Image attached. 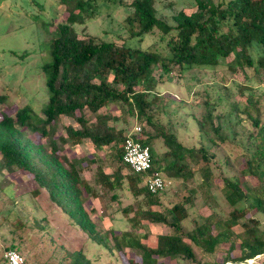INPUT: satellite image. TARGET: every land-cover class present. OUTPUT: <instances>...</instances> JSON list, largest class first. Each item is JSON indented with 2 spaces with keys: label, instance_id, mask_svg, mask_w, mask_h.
<instances>
[{
  "label": "trees",
  "instance_id": "trees-1",
  "mask_svg": "<svg viewBox=\"0 0 264 264\" xmlns=\"http://www.w3.org/2000/svg\"><path fill=\"white\" fill-rule=\"evenodd\" d=\"M58 1L64 7V22L45 28L49 60L41 66V71L45 76L46 102L40 107L41 116L27 108L18 109L13 115H0V171L28 175L37 189L43 190L49 201L89 241L117 254L127 248L139 257L138 264H163L164 259L175 262L178 258L192 263L195 260L193 247L205 254L213 253L223 232L220 230L212 235L208 223L184 230L181 223L186 218L185 199L174 203L166 214L151 210L153 206H163L159 199L161 193H148L144 186L145 175L133 173L122 163L121 144L125 135L107 124L109 120H115L114 117L100 114L99 110L119 104L140 122L137 141L150 149L154 140H160L164 151L157 156L150 149L151 170L162 171L166 178L182 183L197 174L199 185H205L209 170L203 166H189L196 152L207 164L205 149L182 146L171 126L164 128L154 118L157 112L162 114L163 100L171 101L168 95H158L157 87L162 78L160 75L155 77L154 70L158 67L162 73L169 74L176 69L177 74H181L192 68L213 69L220 61L229 59L224 65L231 72L248 69L253 76L264 75V0H194L195 11L190 14L177 12L172 16V26L156 18L154 0H131L123 20L126 32L130 38L140 39L157 30L160 51L117 46L112 42L95 43L92 38L78 39L73 26L92 19L96 13L95 4L91 0ZM245 102L246 105L237 111L252 127L248 138L259 140L251 157L258 160L259 168L264 158V123L259 118L261 112L255 108L256 96L250 90ZM84 110L93 121L85 117ZM251 110L255 111L254 115ZM60 117L73 120L79 128L67 126L65 136L59 137L57 143L53 133ZM212 118L210 111H206L196 121L198 132L210 144L216 140L223 142L218 135L220 126H214ZM145 127H149L152 134L145 132ZM27 133L46 138L48 148L35 143ZM82 140H88L98 151L110 145L117 147L109 163L112 171L105 174L100 166H96L91 183L81 178L85 159L67 158L62 150L67 142L74 146ZM124 170L126 174H123ZM222 183L223 197L230 207L245 198L238 179L224 177ZM121 188L136 201L128 221L136 225L141 222L162 224L169 233L157 235L151 246L142 244L139 236L129 232L116 235L110 229L99 233L84 204L99 191L113 201ZM38 190L33 192L37 194ZM253 202L257 211L264 215V201L253 198ZM128 210L120 211L127 214L130 213ZM236 211L233 208L228 222H218L215 227L229 229L238 218ZM108 237L112 239L111 246ZM9 249L17 252L13 246ZM241 251L246 257L240 262L264 255V242L253 239L250 245L243 243ZM62 253L60 264H88L79 250ZM2 262L6 264L4 258ZM127 264L136 263L128 260Z\"/></svg>",
  "mask_w": 264,
  "mask_h": 264
},
{
  "label": "rangeland",
  "instance_id": "rangeland-1",
  "mask_svg": "<svg viewBox=\"0 0 264 264\" xmlns=\"http://www.w3.org/2000/svg\"><path fill=\"white\" fill-rule=\"evenodd\" d=\"M96 6V13L82 25H74L78 39L92 38L95 43L112 42L117 46L138 48L140 50H161L158 38L160 33L130 38L123 20L127 15V6L131 0H91ZM156 18L172 26V16L177 12L190 14L195 11L194 0H154ZM65 11L58 0H0V115H13L21 108L40 115V107L46 102L45 76L41 66L48 62L45 28L64 22ZM220 61L213 69L192 68L181 74L176 69L169 74L162 73L156 67L155 77L162 81L157 87L159 96L168 95L171 101L163 100L162 114L154 115L164 128L171 126L177 141L186 148H204L208 162L200 160L198 152L194 155L190 167L209 170V179L205 185H199L200 177L195 174L187 182L173 181L164 176L165 187L159 195L162 207H151L153 211L166 214L174 203L185 199L186 218L181 225L184 230L209 224L211 234L218 231L223 234L211 254H205L193 247L195 260L192 263L178 258L175 262L162 260L163 264H213L221 261L225 264H237L246 257L241 251L243 243L252 240L264 242V215L257 211L253 198L264 201V158L257 167V159H252L259 140L248 138L252 132L249 121L237 110L245 105L249 90L256 96L255 108L261 112L259 118L264 123V75L253 76L251 71H229ZM212 114V123L220 126L219 137L223 142L210 144L197 129L196 121L206 111ZM84 115L89 117L87 111ZM100 114L114 117L108 125L123 135L140 122L130 116L124 107L111 104L99 110ZM239 113V114H238ZM252 115L255 111L251 110ZM79 128L73 120L60 117L53 133L59 143V137L65 136V128ZM145 132L152 134L149 127ZM34 138V142L48 148L46 138ZM150 149L155 155L164 151L160 140H154ZM67 158H83L86 161L81 178L91 183V174L96 166L110 173L109 163L114 158L117 147L114 145L95 149L88 140L72 146L69 142L62 146ZM254 157V156H253ZM93 162L92 163L88 161ZM248 160H251L247 163ZM126 170L123 174H126ZM236 178L245 193V198L234 207H230L223 197L222 178ZM38 190L31 178L18 171H0V264H4L3 255L10 246L17 249L24 264H60V255L79 250L88 264H127L128 260L139 263V257L127 248L123 253L108 251L89 241L48 199L43 190ZM97 195V197H96ZM93 203L88 200L85 210L99 233L112 230L117 235L129 232L139 236L142 244L151 246L159 234H168L169 229L162 224L141 222L136 225L131 221L132 210L136 201L130 193L121 188L117 199L110 200L108 195L99 191ZM129 208L130 213H121ZM235 208L237 220L225 230L216 228V223H226L231 210ZM106 211V212H105ZM108 212V213H107ZM109 238V237H108ZM113 244L108 239V245ZM244 252L246 249H243ZM230 261H233L232 263ZM245 261V260H243ZM66 262V261H65ZM255 263H258L256 260Z\"/></svg>",
  "mask_w": 264,
  "mask_h": 264
},
{
  "label": "built area",
  "instance_id": "built-area-1",
  "mask_svg": "<svg viewBox=\"0 0 264 264\" xmlns=\"http://www.w3.org/2000/svg\"><path fill=\"white\" fill-rule=\"evenodd\" d=\"M140 127H134L122 141V163L135 174H144V186L148 193L159 194L165 187V182L159 171L151 170L150 149L147 145L136 140ZM3 258L6 264H23V258L15 251H7ZM258 263H255V261ZM249 264H264V255L255 256L248 260Z\"/></svg>",
  "mask_w": 264,
  "mask_h": 264
},
{
  "label": "crops",
  "instance_id": "crops-1",
  "mask_svg": "<svg viewBox=\"0 0 264 264\" xmlns=\"http://www.w3.org/2000/svg\"><path fill=\"white\" fill-rule=\"evenodd\" d=\"M93 166H94V165L92 164V166H91V167H93ZM103 172H104V171H103ZM104 173L106 174V172H104ZM91 199H92V200H91ZM88 200H91V201H90L91 203H93V201H94V199H93V198H90V197H89V199H88ZM88 200H87L86 202H89ZM105 212H106V211H105ZM107 213H108V212H107Z\"/></svg>",
  "mask_w": 264,
  "mask_h": 264
},
{
  "label": "water",
  "instance_id": "water-1",
  "mask_svg": "<svg viewBox=\"0 0 264 264\" xmlns=\"http://www.w3.org/2000/svg\"><path fill=\"white\" fill-rule=\"evenodd\" d=\"M237 264H248V260L242 261V262L237 263Z\"/></svg>",
  "mask_w": 264,
  "mask_h": 264
},
{
  "label": "bare ground",
  "instance_id": "bare-ground-1",
  "mask_svg": "<svg viewBox=\"0 0 264 264\" xmlns=\"http://www.w3.org/2000/svg\"><path fill=\"white\" fill-rule=\"evenodd\" d=\"M249 264V263H248Z\"/></svg>",
  "mask_w": 264,
  "mask_h": 264
}]
</instances>
